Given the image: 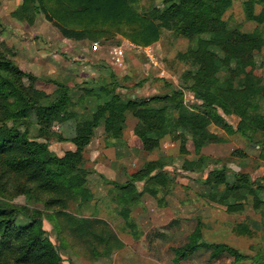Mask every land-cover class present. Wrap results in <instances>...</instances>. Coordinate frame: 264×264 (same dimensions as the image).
Here are the masks:
<instances>
[{
	"label": "rangeland",
	"instance_id": "374dc122",
	"mask_svg": "<svg viewBox=\"0 0 264 264\" xmlns=\"http://www.w3.org/2000/svg\"><path fill=\"white\" fill-rule=\"evenodd\" d=\"M242 3L243 0L233 1L231 8L224 14L225 22L230 28L244 32L257 30L264 33V23L256 25L245 21ZM169 6L171 3L166 0H137L134 9L149 17L154 10H163ZM18 7L9 0H0V43L11 48L8 52L0 51L20 72L41 80L43 83L40 85L46 93L51 92L49 81L63 84L69 90L72 102L70 110L73 113L69 118H63L64 121L59 122L62 118L60 115L52 123L46 124L33 117L36 114L35 108L17 123L20 133L27 130L30 139L38 143L46 142L51 154L61 158L67 152H74L71 140L75 136L76 124L84 117H90L98 106L110 100L100 95L101 82L98 80L113 83L114 77L121 87H110L120 93L122 99L135 96L150 100L155 95L181 92L183 107L191 108L196 104L193 95L181 85L180 79L185 71L197 69L188 54L199 41L208 42L210 34L189 39L171 28L172 24L162 28L159 42L147 49L153 62L141 51L127 48L124 66L116 69L106 49L127 44V40L118 35L104 39L102 45L98 42L100 49L95 51L92 46L94 41L84 36L64 34L39 8L32 6L30 13L14 17ZM31 17L33 22L29 24L26 21ZM208 51L215 57H224L218 49L210 48ZM253 57L255 66L262 71L264 78V62L260 54H254ZM222 76L226 77L227 74L223 73ZM23 85L29 86L26 79H23ZM87 90H91L94 95L89 96ZM2 102L0 96V129H11L15 124L5 120L7 111L2 109ZM12 102L9 99L6 104ZM225 119L234 127L233 117L225 116ZM136 124L137 120L127 112L122 124V138H108L102 127L94 131L79 165L86 175L74 177L76 184L82 180V189L85 188L83 194L80 187L69 190L68 185L65 187L59 183L58 187L52 188L45 185L46 180L30 181L24 173L5 169L0 160V203L26 210L25 214H13L14 225L26 227L31 222L27 216L34 218L38 214L44 231L42 238H46L55 247L56 253L64 260L62 264L181 262L183 259H175L173 250L186 243L185 235L190 231V224L185 227L182 222L189 221L183 218V214H190V202H195L192 194L203 191L202 184L214 169H228L225 180L228 184L232 183L233 173L246 171L235 166L234 162L243 160L245 153L256 154V147L250 148L239 134H229L211 124L207 132L221 141L220 144L211 143L207 146L211 156H201L202 149L195 152L190 135L186 136V153L180 152L179 142L170 136L157 140L156 147L146 150L134 134ZM59 137L64 141L57 142ZM260 138L257 133L255 141L259 142L257 140ZM213 148L216 150L213 151ZM213 154L218 157H212ZM231 154L230 162L228 156ZM199 156L208 159L200 168L193 164ZM149 165L153 166L154 173L159 166L165 165L166 185L155 196L147 195L144 182H136L132 189L123 190L129 182L128 173L134 175ZM107 175L108 179L105 177ZM127 192L128 202L124 197ZM186 208L189 211H185ZM221 211L223 215L227 214L224 209ZM210 213L204 207L200 210V217L208 218ZM236 221L242 222L240 219ZM221 234L219 239H225ZM254 235L259 234L255 232ZM220 243L229 242L223 240ZM226 257L216 262L211 260L210 252H201L192 260L180 264H228ZM12 259L11 262L14 261ZM255 261L254 258L246 262L242 260L239 264H255Z\"/></svg>",
	"mask_w": 264,
	"mask_h": 264
},
{
	"label": "trees",
	"instance_id": "16d2710c",
	"mask_svg": "<svg viewBox=\"0 0 264 264\" xmlns=\"http://www.w3.org/2000/svg\"><path fill=\"white\" fill-rule=\"evenodd\" d=\"M233 1L166 0L171 6L154 10L148 17L134 9L137 0H24L14 17L30 13V8L34 6L41 9L46 18L58 25L64 34L84 36L101 42V45L104 39L118 35L136 46L149 47L159 42L161 29L172 24L171 28L186 38L192 39L205 33L210 34L211 38L208 42L199 41L190 50L188 56L197 69L185 71L180 79L181 85L193 95L196 104L191 108L183 107L181 92L155 95L150 100L135 96L122 99L121 94L110 87H121L113 77V83H99L100 95L110 100L76 124L75 136L71 140L75 151L67 152L61 158L48 151L46 142L38 143L30 139L27 130L20 133L17 123L35 108L33 117L46 124L52 123L60 115L62 118L59 122L69 118L73 113L70 110L72 102L69 90L63 84L49 81L52 88L49 94L46 93L40 85L43 83L41 80L20 72L0 51L1 106L7 111L5 120L15 124L11 129H0V160L5 169L24 173L33 182L46 180L45 185L52 188L58 187L59 183L65 187L68 185L69 190L80 187L83 194L85 188L82 189V180L76 184L74 177L86 175L79 165L94 131L102 127L108 138H122V124L127 112L137 120L134 134L146 150L156 147L157 140L170 136L179 142L180 152L186 153V136L190 135L194 151L198 153L211 143H221L207 132L212 124L229 134H239L250 148L259 147L255 149L260 152L259 159L264 162V78L262 71L255 66L253 57L260 54L264 62V33L257 30L244 32L228 26L224 14ZM242 6L246 22L256 25L264 23V0H243ZM26 22L32 24V17ZM0 48L4 52L11 50L5 43H0ZM210 48L220 50L224 57H215L208 51ZM223 73L227 76L223 77ZM23 79L28 81V87L23 85ZM87 92L89 96L94 95L91 90ZM9 99L13 102L8 105ZM225 116L233 117L234 127L226 121ZM257 133L261 137L257 140L259 142L255 141ZM62 141L61 137L57 138V142ZM207 161V158L199 156L193 164L200 168ZM152 167L149 165L131 175L123 190L132 189L136 182H144L145 192L155 196L166 185V174L165 165L159 166L155 173ZM227 173L226 168L208 173L202 185L204 197L209 202L224 207L228 214L240 213L245 206H251L254 210L263 207L258 193L264 191V187L242 172L234 173V182L228 184L225 180ZM128 194L124 195L127 202ZM25 212L24 208L0 203V264H62L64 260L56 253L55 247L42 238L44 231L38 214L34 218L27 216L31 222L26 227L14 225L13 214ZM200 241V228L197 227L184 246L173 250L175 259L184 260L201 249L210 252L211 260L222 254L233 259L230 264H239L247 259L226 245H206ZM260 258H256L255 264L261 263ZM11 259L14 261L11 262Z\"/></svg>",
	"mask_w": 264,
	"mask_h": 264
},
{
	"label": "crops",
	"instance_id": "0c3cea01",
	"mask_svg": "<svg viewBox=\"0 0 264 264\" xmlns=\"http://www.w3.org/2000/svg\"><path fill=\"white\" fill-rule=\"evenodd\" d=\"M108 50L109 48L106 49L107 56H108ZM126 58H127V53L125 52L124 62ZM112 66L114 67L113 64ZM98 82H102V80L100 81L98 80ZM256 148L258 149L259 147ZM214 150L216 149L213 148V151ZM202 155L204 157H208L207 155H210L208 154V147H205L204 149L201 150V156ZM232 156L233 154L228 156V160L230 162L232 161L231 160ZM259 156H260L259 151H257L256 154L254 155H249L248 153H245V157L243 158V160L239 162H234V164L235 166L237 165L239 168L246 170L245 172L242 171L240 172L249 174L252 180L257 181L260 186L264 187V162L259 159ZM212 157H218V156L213 154ZM107 174H110V172H107ZM123 174L126 175V173ZM131 175L130 173H128L129 178ZM105 177L106 179H108L107 178L108 175ZM147 195L150 196L149 194ZM192 196L195 198L194 199L195 202L193 201L190 202L192 203L191 206L188 207V208L192 207L190 208V212H189L190 214L187 213H186L187 215L183 214V218L189 220L188 222H182L183 225L186 227V225L190 224L189 225L190 231L187 233V235H185L186 243L188 241V237L196 230L197 227H199L201 233L200 243L206 245H226L230 248L235 249L239 253L245 255L247 257L245 262L247 260H252L253 258L255 260L257 257H261L260 264H264V205L258 210H254L251 206H245L243 211L240 213L237 214L227 213L223 215L221 209L225 210V208L217 203L209 202L204 197V189L202 192L200 191L196 194H192ZM258 198L261 202L264 203V191H260L258 193ZM198 200L200 202H198ZM203 200L206 201V203L203 202ZM204 207L211 211L210 216L209 215L207 216L208 218L200 217V210H203ZM188 208H186L187 210L185 211H189ZM191 211H195V212H191ZM225 215L226 217L224 218ZM237 219L238 220L240 219V221L242 222H237L236 221ZM225 232H227L228 234L224 235ZM255 232L259 235H254ZM220 234L223 237H225V239L223 240H227V242L229 243L226 244L220 243L221 241H223L219 239ZM235 243L237 244V246ZM232 245L234 247H232ZM201 252H204V254L205 253L209 254V251H205L201 249L196 251L186 259L182 260L181 262L185 263V261H190L194 257H196V254H199ZM222 258H227L226 254L220 255L215 260L216 262H218ZM181 262H179L178 264H180ZM232 262L233 259L230 256H228V264Z\"/></svg>",
	"mask_w": 264,
	"mask_h": 264
},
{
	"label": "built area",
	"instance_id": "2783aa9c",
	"mask_svg": "<svg viewBox=\"0 0 264 264\" xmlns=\"http://www.w3.org/2000/svg\"><path fill=\"white\" fill-rule=\"evenodd\" d=\"M9 1H11L13 4L15 3L16 5L20 6L24 0H9ZM92 46H93V49L95 51L100 49L98 42L92 43ZM127 48L131 49L132 51H135V52L141 51L142 53H144L146 55V57L149 59L150 62H153V61H151L149 54H147V51H148L147 49H149L150 46L149 47H140V46H136L130 42H127V44H122L121 46H119V45L118 46H112L109 48L108 56H109V59L111 60V63L114 65V67H116L118 69L123 67L124 56H125V52H126ZM153 65L155 66V64H153Z\"/></svg>",
	"mask_w": 264,
	"mask_h": 264
}]
</instances>
